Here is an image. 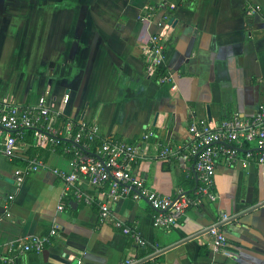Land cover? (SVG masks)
<instances>
[{"label": "crops", "instance_id": "obj_1", "mask_svg": "<svg viewBox=\"0 0 264 264\" xmlns=\"http://www.w3.org/2000/svg\"><path fill=\"white\" fill-rule=\"evenodd\" d=\"M160 32L175 91L145 73L144 47ZM42 96L60 113L58 127L95 124L103 137L141 146L145 156L131 171L151 189L190 194L198 184L190 126L205 121L218 130L264 105V0H0V103L34 105ZM147 132L154 137L142 141ZM166 146L178 154L159 158ZM239 151L231 164L219 159L218 200H204L171 230L154 227L157 211L145 201L112 204L147 249L101 224L96 207L64 196L52 172L71 170L60 151L28 148L24 156L38 154L48 169L21 185L15 170L25 160L0 155V251L56 228L42 253L14 264H119L132 254L142 264H264V168L246 158L258 152L255 143ZM84 187L95 193L87 181ZM222 214L231 216L218 224L228 255L210 246L208 229Z\"/></svg>", "mask_w": 264, "mask_h": 264}, {"label": "built area", "instance_id": "obj_2", "mask_svg": "<svg viewBox=\"0 0 264 264\" xmlns=\"http://www.w3.org/2000/svg\"><path fill=\"white\" fill-rule=\"evenodd\" d=\"M149 10L154 11L155 7ZM165 51L164 33L153 34L144 47L145 73L160 85H171L175 91L174 75L165 68ZM68 100L69 96H66L65 102ZM59 114L44 96L34 105L0 103V155L10 161L21 157L25 160L24 166L15 170L17 185H21L28 176L48 169L38 154L24 156L28 148H49L53 153L60 151L69 157L71 170L53 169L52 172L65 184L64 196H71L86 207H96L101 224L113 225L141 249H147L148 242L137 228L114 215L113 203L122 199L145 201L157 211L154 227L171 230L190 209L199 207L204 200H218L214 185L219 159L231 164L239 157V147L255 143L258 152H247L246 158H254L264 168V105L251 118L235 115L223 121L218 130L205 121L190 126L193 145L189 157L194 160L198 184L192 193L178 189L173 197L151 189L131 171V166L145 156L141 146L118 138L103 137L95 124L68 120L63 127H58L55 122ZM152 137L154 133L147 132L142 136V141ZM177 154L173 147L166 146L160 151L159 158L167 159ZM85 181L95 189L94 194L86 190ZM63 209L64 206L60 205L59 210ZM230 218L228 214H222L221 220L208 229L212 238L211 251L214 253H229L228 238L218 224ZM56 233L57 229L54 228L49 237L33 236L18 244H11L0 251V263L14 264L25 254L42 253L50 244V237ZM119 264H142V258L132 254Z\"/></svg>", "mask_w": 264, "mask_h": 264}, {"label": "trees", "instance_id": "obj_3", "mask_svg": "<svg viewBox=\"0 0 264 264\" xmlns=\"http://www.w3.org/2000/svg\"><path fill=\"white\" fill-rule=\"evenodd\" d=\"M203 254H208V250L207 251H204V250H201Z\"/></svg>", "mask_w": 264, "mask_h": 264}, {"label": "water", "instance_id": "obj_4", "mask_svg": "<svg viewBox=\"0 0 264 264\" xmlns=\"http://www.w3.org/2000/svg\"><path fill=\"white\" fill-rule=\"evenodd\" d=\"M164 252V251H163Z\"/></svg>", "mask_w": 264, "mask_h": 264}]
</instances>
